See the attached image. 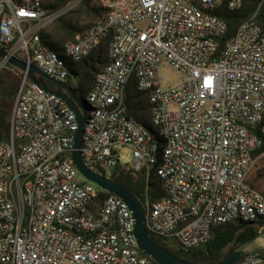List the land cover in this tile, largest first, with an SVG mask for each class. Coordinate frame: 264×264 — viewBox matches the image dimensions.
I'll return each instance as SVG.
<instances>
[{
  "label": "built area",
  "instance_id": "built-area-1",
  "mask_svg": "<svg viewBox=\"0 0 264 264\" xmlns=\"http://www.w3.org/2000/svg\"><path fill=\"white\" fill-rule=\"evenodd\" d=\"M95 1L102 19L65 42L61 55L35 29L47 18L43 0H0V68L15 58L69 84L73 64L109 35L108 62L83 99L85 165L109 178L118 168L145 173L147 182L156 175L165 196L146 198L145 228L184 252L208 241L215 226L264 218V191L249 180L264 170V0L219 54L228 25L217 11H239L243 0ZM162 65L180 74L178 84H164ZM11 71L20 83L9 139L0 143V264H154L137 246L128 206L114 195L97 202L96 187L74 166V113L39 75L34 82ZM132 80L148 97L161 151L127 115Z\"/></svg>",
  "mask_w": 264,
  "mask_h": 264
},
{
  "label": "trees",
  "instance_id": "trees-1",
  "mask_svg": "<svg viewBox=\"0 0 264 264\" xmlns=\"http://www.w3.org/2000/svg\"><path fill=\"white\" fill-rule=\"evenodd\" d=\"M76 1H78L77 10L67 11L57 16L48 28L39 32L42 42L61 55L63 44L74 40L77 34L86 32L90 26L100 21L104 10L95 0H49L43 2V7L47 13L54 14ZM261 1L243 0L242 8L239 11H229L226 7H222L217 11V15L228 25L226 35L218 41V54L227 40L234 36L238 26L256 11ZM74 14H79L80 19L83 20L74 18ZM109 41L110 36L108 35L92 50L88 57L79 63L73 64L76 80L69 83V85L82 100L91 90L98 73L102 71L108 62ZM12 67L8 63L0 69V143L9 139L12 107L20 83V79L11 71ZM40 80H43L48 87L55 88L51 82L41 77ZM124 103L127 115L134 117L150 130L153 137L159 142L161 151L164 147V141L159 135L157 127L153 124L151 105L148 102L147 95L137 90L135 80L130 81L126 87ZM258 153H255L254 156ZM262 174H264V170ZM110 177L129 189L142 203H145L146 198L151 202H156L165 196L162 182L154 174H151L147 182L145 173L133 175L118 168L113 171ZM86 183L90 182L86 181ZM250 184L252 187H256L252 182ZM94 186L97 190V202L112 196L111 193L96 185ZM262 227H264V218L258 219L254 224H247L236 219L230 223L215 226L212 229L211 238L189 252L182 251L178 241L174 238L164 239L152 235L151 239L156 245L184 261L195 264H215L223 258L228 250L256 235ZM142 255L144 254L142 253ZM153 263L156 264L154 261Z\"/></svg>",
  "mask_w": 264,
  "mask_h": 264
},
{
  "label": "water",
  "instance_id": "water-1",
  "mask_svg": "<svg viewBox=\"0 0 264 264\" xmlns=\"http://www.w3.org/2000/svg\"><path fill=\"white\" fill-rule=\"evenodd\" d=\"M5 57L6 53L4 51H0V58ZM8 62L12 66L28 72L29 78L34 82H38L36 74L51 82L55 88H49L43 80H40L38 83L46 91L56 94L74 113L77 130L73 136L74 150L72 152V162L79 174L86 181L111 193L114 196H117L128 206L132 214L133 233L139 250L145 256L151 258L156 264H195L177 258L162 249L160 246L156 245L145 228V209L141 200L122 184L116 182L112 178L92 171L85 165L80 149L81 139L87 121V109L83 100L76 94L73 88L69 84L45 74L34 65H28L26 62L15 58H8ZM251 255H258L264 258V229L259 231L253 237L228 250L223 258L215 264H237L244 258Z\"/></svg>",
  "mask_w": 264,
  "mask_h": 264
},
{
  "label": "rangeland",
  "instance_id": "rangeland-1",
  "mask_svg": "<svg viewBox=\"0 0 264 264\" xmlns=\"http://www.w3.org/2000/svg\"><path fill=\"white\" fill-rule=\"evenodd\" d=\"M49 0H43V2H47ZM96 2V1H95ZM73 4V3H72ZM71 5V4H70ZM69 6V5H68ZM77 7H78V1H77V4H73L70 8V10H67V11H75L77 10ZM64 10V9H63ZM65 11V12H67ZM61 13V11L57 12V13H54V14H48L46 15V19L43 20L42 24L40 25H37L35 27V29H38L39 31H41L42 29H46L48 28L52 21ZM64 14V13H63ZM74 18H79V14H74L73 15ZM80 20H83V19H80ZM81 22V21H80ZM1 69V68H0ZM161 73H162V76L164 78V84L167 85V86H173V85H176L180 82V74L174 70L173 68H171L170 66L168 65H162L161 66ZM15 103V102H14ZM14 106V104H13ZM13 108V107H12ZM121 160H124V161H130L131 160V155H130V152L125 149V150H122V157H121ZM260 167H256L254 170H253V173L251 174L249 180L250 182H252L253 184H255V186L260 189V190H264V174H262V172H260ZM110 175V171H108L106 173V176L109 177ZM262 229H260L259 231H261Z\"/></svg>",
  "mask_w": 264,
  "mask_h": 264
},
{
  "label": "crops",
  "instance_id": "crops-1",
  "mask_svg": "<svg viewBox=\"0 0 264 264\" xmlns=\"http://www.w3.org/2000/svg\"><path fill=\"white\" fill-rule=\"evenodd\" d=\"M76 80V79H75ZM12 110H13V108H12ZM256 189H258L257 187H255ZM258 190H260V189H258ZM260 191H264V190H260Z\"/></svg>",
  "mask_w": 264,
  "mask_h": 264
}]
</instances>
